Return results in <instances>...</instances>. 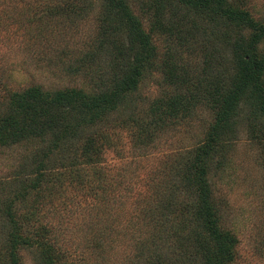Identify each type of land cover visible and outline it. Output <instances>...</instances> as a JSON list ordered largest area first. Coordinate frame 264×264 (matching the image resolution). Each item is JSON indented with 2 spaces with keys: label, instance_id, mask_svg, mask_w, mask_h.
<instances>
[{
  "label": "rangeland",
  "instance_id": "374dc122",
  "mask_svg": "<svg viewBox=\"0 0 264 264\" xmlns=\"http://www.w3.org/2000/svg\"><path fill=\"white\" fill-rule=\"evenodd\" d=\"M111 2L0 0V131L18 135L0 144V264H198L213 255L220 246L212 236L190 238L203 229L197 148L209 142L231 92L244 88L238 134L220 142L228 147L203 170L222 230L236 240L229 264H264V69L251 74L253 63L241 64L237 53L244 47L264 58V0H198L204 8L126 0L154 47L138 89L71 149L55 147L59 134L47 128L23 129L29 118L13 106L24 89L114 87L122 65L110 39L130 48L133 26H108ZM222 4L252 23L219 13ZM215 76L217 89L209 84ZM50 158L54 164L40 167ZM39 172L46 177L32 181ZM153 232L175 244L167 254L149 241L140 252ZM15 233L27 240L19 263Z\"/></svg>",
  "mask_w": 264,
  "mask_h": 264
},
{
  "label": "trees",
  "instance_id": "16d2710c",
  "mask_svg": "<svg viewBox=\"0 0 264 264\" xmlns=\"http://www.w3.org/2000/svg\"><path fill=\"white\" fill-rule=\"evenodd\" d=\"M186 3L191 4L195 7L204 8L207 2H198V0H183ZM218 0H213L217 2ZM222 1V0H220ZM111 9L114 11L109 12L105 17L108 26L119 27L123 22H127L133 26L132 29V42L130 43V48L128 43L120 44L114 37L110 39L109 47L113 59L120 61L122 65V73L119 79H116L114 87L110 90L108 88L105 91L99 93H89L83 89H63V90H49L42 89L38 85H33L27 89H24L20 93L16 94L14 109L20 114H26V118L29 120L25 121L26 127L23 129L26 132H34L38 134L39 127L41 126L49 131L59 134L57 139V144L60 150L64 151L71 149V143L74 139L82 138L84 134H89L92 136V128L97 126L101 120L107 121L109 116L119 110L121 101L129 92H134L138 89V86L145 75V69L150 66L154 58V47L150 40L148 34H145L140 22L133 15L129 4L126 0H112ZM219 13L223 15H228L234 18H239L248 23H252L250 17L245 12H234L231 8H226L222 4V8ZM104 40L102 42L103 48L105 47ZM259 41V35L255 37V42ZM136 43L139 44V48L135 49ZM124 45V46H122ZM242 47L241 45H236ZM108 52V49L106 50ZM239 55L238 60L240 63H253V68L250 71L251 74L259 77L263 73L264 69V58L252 59L251 53L247 51L244 47L237 50ZM215 78V79H214ZM210 80L209 83L212 88L219 86L220 80L215 76ZM218 80V81H217ZM216 81V82H215ZM258 83L255 84L256 89L260 90ZM244 89H235V92H231V99H226L223 104V109L218 113L217 123L214 126L213 134L206 144L197 148L198 151L202 153V163L200 164L202 170H199L197 175V183L200 192V200L203 205L202 208L197 212L199 218L202 220L203 229L202 231L190 233V238L193 236L205 238L206 236L213 237L215 241L219 244V248L213 255H205L206 259L198 264H229L234 255V246L236 245V240L232 238L226 231L222 230L220 224V217L217 208L213 203V193L210 189L209 180L205 176V171L203 166L212 159L217 150H223L228 146L226 144H220L228 137L236 136L239 129L236 127L237 117L239 111H237V100L243 97ZM33 99V103H28L29 100ZM37 101V102H36ZM31 106L32 108H28ZM264 107V104H263ZM264 109V108H263ZM5 121L14 127V118L5 119ZM33 126V127H32ZM252 130H257L252 128ZM44 132V130H43ZM15 136L18 137L12 131H8L6 128L0 131V144H5L8 140ZM94 136V135H93ZM92 136V137H93ZM55 161L50 158L48 160L41 161L40 167H46L47 165L54 164ZM29 167V166H26ZM40 168L39 171H41ZM46 169V168H45ZM46 174L39 172L37 176H34L32 181H39L45 178ZM18 196V195H17ZM167 213L172 212L170 208H165ZM166 211L160 212L163 220H158V225L163 228L167 227L166 222L169 217ZM162 229L159 228V231ZM159 234L153 232L149 238H145L141 241V251L143 253L146 247V241L152 243L155 247V252H158L159 256L163 253L167 254V249L173 247L175 244L173 242L166 243L163 239L158 240ZM27 243V240L23 239L16 233L12 235L11 246L14 250L13 257L16 259V263H19V256L17 255L20 247ZM200 244V243H196ZM149 249V247H147ZM197 256V255H196ZM50 259H53V255L50 254ZM188 259V256L184 257V260ZM182 260V257H181ZM197 262V261H196ZM182 263V262H180ZM175 264H179L176 260Z\"/></svg>",
  "mask_w": 264,
  "mask_h": 264
}]
</instances>
